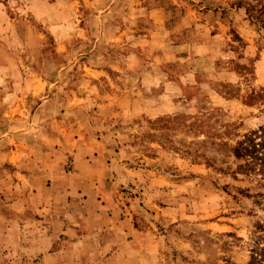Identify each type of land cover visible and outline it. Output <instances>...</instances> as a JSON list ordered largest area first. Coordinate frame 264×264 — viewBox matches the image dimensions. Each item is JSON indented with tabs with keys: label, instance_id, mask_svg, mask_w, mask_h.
Segmentation results:
<instances>
[{
	"label": "rangeland",
	"instance_id": "obj_1",
	"mask_svg": "<svg viewBox=\"0 0 264 264\" xmlns=\"http://www.w3.org/2000/svg\"><path fill=\"white\" fill-rule=\"evenodd\" d=\"M0 264H264V0H0Z\"/></svg>",
	"mask_w": 264,
	"mask_h": 264
}]
</instances>
